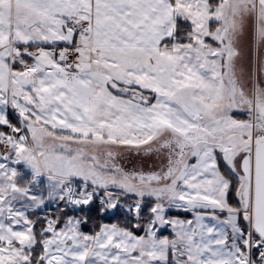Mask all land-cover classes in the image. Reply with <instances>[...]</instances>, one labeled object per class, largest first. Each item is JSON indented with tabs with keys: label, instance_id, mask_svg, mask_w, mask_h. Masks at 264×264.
<instances>
[{
	"label": "snow or ice",
	"instance_id": "obj_1",
	"mask_svg": "<svg viewBox=\"0 0 264 264\" xmlns=\"http://www.w3.org/2000/svg\"><path fill=\"white\" fill-rule=\"evenodd\" d=\"M0 264H264V0H0Z\"/></svg>",
	"mask_w": 264,
	"mask_h": 264
}]
</instances>
